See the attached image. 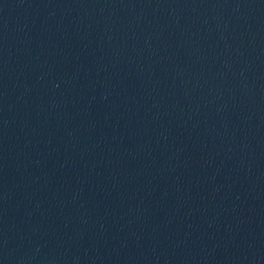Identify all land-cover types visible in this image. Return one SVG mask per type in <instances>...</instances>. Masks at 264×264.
Here are the masks:
<instances>
[{"label":"water","instance_id":"1","mask_svg":"<svg viewBox=\"0 0 264 264\" xmlns=\"http://www.w3.org/2000/svg\"><path fill=\"white\" fill-rule=\"evenodd\" d=\"M0 264H264L242 0H0Z\"/></svg>","mask_w":264,"mask_h":264}]
</instances>
